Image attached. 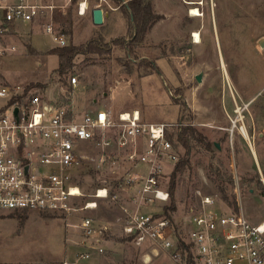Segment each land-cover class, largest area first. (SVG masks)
<instances>
[{"label":"rangeland","instance_id":"374dc122","mask_svg":"<svg viewBox=\"0 0 264 264\" xmlns=\"http://www.w3.org/2000/svg\"><path fill=\"white\" fill-rule=\"evenodd\" d=\"M51 1L63 4L62 0ZM76 1L66 5V12L56 8L46 19L51 17L55 28L65 33L67 45L94 51L77 54L74 65L60 75L58 57L49 52L59 43L45 31V19L39 24L24 22L18 24L19 36L14 37L16 51L0 62L1 80L21 86L26 94L30 91L59 102L63 87L77 112L108 107L116 124L120 113L134 110L145 122L170 124L167 135L178 159L168 164L161 182L170 191L174 180L173 194L166 203L134 201L136 187L123 179L137 169L125 157L135 144L119 145L120 131L115 125L105 132L108 143L92 140L80 148L84 155L81 152L82 163L73 169L72 180L81 193L72 198L70 214L15 210L9 213L15 218L0 219V262L48 258L55 262L71 255L84 216L109 226L105 240L124 236L122 222L136 208L166 213L184 233L189 215L201 206L198 190L213 195L226 209H236L234 196L237 208L241 207L249 220H263L264 160L258 153V132L264 124V0H152L154 11L162 12L163 18L142 40L135 37L130 9L119 0H89L90 8L100 3L109 12L100 25L89 20V10L79 16ZM192 6L201 15H191ZM194 31L200 34V42L194 41ZM152 64L155 68L151 71ZM74 76L75 86L71 83ZM236 105L242 108L250 140L239 132L241 119L231 132ZM188 124L213 145L206 149L193 142L190 166L173 179V168L185 154L174 131ZM143 143L138 140L140 151ZM140 166L144 169V164ZM220 186L226 187L228 200ZM99 187H106L108 195L96 197ZM94 200L96 206L84 207ZM169 204L175 208L167 209ZM126 250L117 264H172L171 251L155 241L136 245L129 240Z\"/></svg>","mask_w":264,"mask_h":264},{"label":"built area","instance_id":"2783aa9c","mask_svg":"<svg viewBox=\"0 0 264 264\" xmlns=\"http://www.w3.org/2000/svg\"><path fill=\"white\" fill-rule=\"evenodd\" d=\"M62 1L63 4L51 0H0V62L16 51L14 37L19 36L18 24L24 22L39 24L45 19V31L53 35L59 46L67 45L65 33L55 28L51 17L46 19L56 8L66 12L63 9L74 0ZM88 10L89 0L76 1L78 15L84 16ZM2 75L1 71V210L70 214L74 209L72 198L81 193L72 180L73 169L82 163L81 145L92 140L108 143L105 132L115 125L120 131L119 145L135 144L125 157L137 169L126 173L123 179L136 187L134 201L150 205L169 200L170 191L162 185L161 177L168 164L178 159L167 135L170 124L145 122L138 110L128 112V117L120 113L116 124L106 108L77 112L69 91L63 87L59 102L30 91L26 94L21 86L2 81ZM71 83L75 86L77 77H72ZM236 113V118L231 119V132L239 121ZM140 139L144 142L141 151ZM197 192L201 206L189 215L184 233L183 229L177 230L166 213L136 208L123 220L122 234L136 245L157 242L171 251L172 264H264V219L252 222L241 207L226 209L213 195ZM94 195L107 196V188L99 187ZM91 206H96V200L88 201L84 207ZM78 226L81 236L76 245L80 248L59 264H89L94 250L104 252L102 241L109 226L89 216L82 217Z\"/></svg>","mask_w":264,"mask_h":264},{"label":"trees","instance_id":"16d2710c","mask_svg":"<svg viewBox=\"0 0 264 264\" xmlns=\"http://www.w3.org/2000/svg\"><path fill=\"white\" fill-rule=\"evenodd\" d=\"M76 1V0H74ZM130 9V14L132 15V21L135 27V37L142 40L146 34V32L161 18H163L162 14H159L154 11L152 0H129L128 7ZM29 50L31 52L34 51V48L28 44ZM95 49V48H94ZM89 50H93L92 48L85 49L81 46L76 45H65V46H57L52 48L49 52L52 54H56L58 57V66L57 71L61 75L68 71L75 63V58L79 53H85ZM94 51V50H93ZM151 71L155 68V66L151 65ZM149 71V72H151ZM147 72L148 74H150ZM176 134V140L178 143H181L185 148L184 156L175 164L172 176L173 179L179 172H184V170L190 166L189 161V153L190 149L194 143H200L204 145L206 149L212 148L213 142L210 141L204 134L199 132L195 127L191 125H184L180 127L179 130L174 131ZM168 134V133H167ZM261 183V180H259ZM175 181L173 180L172 185L170 187V196L173 194L172 189L174 188ZM222 196L228 200L229 196L226 190V187H219ZM233 198V205L237 209V202ZM167 209H174V204H169L166 206ZM129 239V238H128Z\"/></svg>","mask_w":264,"mask_h":264},{"label":"crops","instance_id":"0c3cea01","mask_svg":"<svg viewBox=\"0 0 264 264\" xmlns=\"http://www.w3.org/2000/svg\"><path fill=\"white\" fill-rule=\"evenodd\" d=\"M128 1L129 0H119V4L125 5L126 7H128V3H127ZM119 4L116 7L120 6ZM92 8L93 7H91L90 10H89V20L91 22H92V17H91V9ZM103 12H104V20H105L107 15L109 14V12H108V10H105V9H103ZM157 13L162 14V12H157ZM79 16H81V15H79ZM262 88H263L262 90L264 91V85H262ZM54 100H56V99H54ZM74 106L76 107V104H74ZM104 106L107 107L106 104H104ZM77 107H78V105H77ZM107 109H108V107H107ZM241 119H242V123H241L242 127H244V126L246 127V123L243 120V116H242ZM238 129H239V127H238ZM245 129L247 130V127ZM239 132H241V134L245 138L247 136V138H246L247 140H250V136H249L248 130L246 131V134H244L243 131H241V130ZM258 133H259L260 142H261L260 146L258 147V153H259V156L262 157L263 160H264V124H263L262 130L259 131ZM88 142H90V141H88ZM84 143H86V142H84ZM84 143L81 145L82 148H83ZM250 148H251V152L253 154V157L255 158V161L257 163H259L258 162L257 150H255V148L252 145V143H251ZM80 152L83 153V150L80 151ZM83 155H84V153H83ZM259 166H260V163L258 164V167ZM259 169H260V167H259ZM10 211L11 210H1L0 209V219L8 218V217L15 218L14 216L9 215ZM68 241H69V238H67V243L70 245V243ZM127 242H129V239L124 237V236H121V235H113V236H110L109 238H106V240L102 241V246L105 247L104 252L103 253H98L97 250H94L93 251L94 252L93 256L88 261V263L89 264H117V260L123 255V253L127 252V250H126ZM79 248H80V246L76 245V250H78ZM68 256H70V255H67L64 258L61 257L58 261H55V262H51L50 261L51 259L48 258V259H38V260H29V261L16 260V262L15 261H10V262L7 261V262H4V263L0 262V264H59L60 261H62L63 259H65Z\"/></svg>","mask_w":264,"mask_h":264},{"label":"bare ground","instance_id":"6f19581e","mask_svg":"<svg viewBox=\"0 0 264 264\" xmlns=\"http://www.w3.org/2000/svg\"><path fill=\"white\" fill-rule=\"evenodd\" d=\"M190 14L191 15H201L200 10L196 6L190 7ZM193 36H194V41L195 42H200L201 41L200 34L197 31H194ZM222 64H223V66L225 65L224 62H222ZM236 108H237L236 112H238V119H241L242 116H243L242 115V108L239 105H236ZM123 114H124V117H128V112L127 111L123 112ZM137 114H138V112H137ZM244 127H242V125H241L240 126V130L243 131L244 134H246L247 130L245 129L246 127L245 128ZM246 138H247V136H246ZM75 192L78 193L79 189L75 188ZM100 192H101L100 195H103L104 190H101Z\"/></svg>","mask_w":264,"mask_h":264},{"label":"water","instance_id":"95a60500","mask_svg":"<svg viewBox=\"0 0 264 264\" xmlns=\"http://www.w3.org/2000/svg\"><path fill=\"white\" fill-rule=\"evenodd\" d=\"M91 17H92V22L96 25H100L104 21V12L101 6H94L91 9ZM263 45L264 43L261 42ZM197 79H199V76H197Z\"/></svg>","mask_w":264,"mask_h":264}]
</instances>
